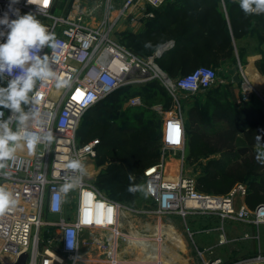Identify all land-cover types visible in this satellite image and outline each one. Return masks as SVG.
I'll return each mask as SVG.
<instances>
[{
	"label": "built area",
	"instance_id": "built-area-1",
	"mask_svg": "<svg viewBox=\"0 0 264 264\" xmlns=\"http://www.w3.org/2000/svg\"><path fill=\"white\" fill-rule=\"evenodd\" d=\"M165 0H105L101 5L87 6L85 0H69V8L61 10V0H19L13 4L21 15L32 13L52 32L59 42L54 69L67 81L57 87L49 80L38 86L39 96L34 105L33 117L28 127L42 136L51 134V140H42L34 149L24 146L16 153L14 161H8L0 174V188L13 194L15 203L0 215V262L14 264L26 253V264H62L68 260L77 264L85 235L105 233L102 240H92L87 250L106 253L108 264H121L117 259V242L123 236L122 223L126 216L138 210L106 198L86 175L85 166L92 161L99 146L98 139L79 144L77 131L82 117L97 103L126 86L157 82L171 100V109L164 112L161 127V148L176 158L177 164L162 159L146 168L144 192L155 204V210L146 211L158 216L175 215L183 220L192 217H216L222 223L218 245L226 243L223 226L228 223L259 227L264 225V204L250 208L244 202L247 188L235 184L229 193L213 196L196 188L194 177L186 169V130L184 116L176 109L185 96L204 93L218 85L214 68L199 66L190 73L171 78L157 64L167 46L147 57L136 55L114 37L119 21L126 13L144 2L152 7ZM224 1V0H221ZM238 2V0H231ZM11 0H0V18L7 13L9 19L16 16L9 10ZM116 5V8L114 6ZM0 31L7 29L0 25ZM5 37H0V43ZM51 55L45 47L41 55ZM211 76L205 80V75ZM6 86V82H0ZM243 102L257 96L264 105V94L243 75L239 80ZM139 97L128 99L129 106L141 105ZM4 118L11 113L0 109ZM163 114L161 108L157 109ZM15 128V125H13ZM178 128V133H177ZM84 165V175L67 168L70 160ZM175 172V173H174ZM75 176L73 187L66 194L60 191L66 179ZM45 217H53L55 229L52 250L42 245L41 229L49 223ZM243 240H258L259 235L245 233ZM211 249L199 252L200 264H264V252L258 251L234 261L225 262L211 256ZM207 255V256H205Z\"/></svg>",
	"mask_w": 264,
	"mask_h": 264
},
{
	"label": "rangeland",
	"instance_id": "rangeland-1",
	"mask_svg": "<svg viewBox=\"0 0 264 264\" xmlns=\"http://www.w3.org/2000/svg\"><path fill=\"white\" fill-rule=\"evenodd\" d=\"M104 1L85 0V3L89 7L94 4L100 6ZM237 4L239 3L231 0L219 1V6L222 8L224 5ZM144 7L152 6L145 4ZM60 8L62 11L67 10L69 0H61ZM245 21L247 28L244 29L242 33L244 38L239 43V48L242 50L239 60L233 61L230 68L228 65H221L218 68L206 65L217 72L218 87L214 89L215 92L185 96L181 107L176 111H180L184 116L191 133V136H188L186 169L194 177L198 191L208 195L223 196L229 193L235 184L240 183L250 189L244 202L255 204L264 202V189H261L264 188V163L257 160V146L264 145V126L254 125L251 128L234 131L226 122L217 123L212 118L213 107L208 102L210 100L219 104L225 102V96L222 97L221 94L225 93L222 89L224 86L239 89V84L233 82L232 76H237L241 80L244 75L256 87L258 93L264 94V14H255V17L247 18ZM116 31L115 39H117ZM134 90L118 92L110 99L101 101L94 113L89 112L81 119L78 127L82 141L98 139L94 134L100 129L104 131L105 142L100 144L95 158L85 166L86 175L93 183L97 184L101 176L136 159L139 190L132 199L129 200V196L116 193L110 194L101 189L105 196L139 211L137 214H130L129 219L122 223L123 236L117 242L118 261L121 264H166L163 258H168L169 253L177 256L171 261L175 264H200L199 252L205 249H211L213 252L211 256L219 257L225 262L250 256L258 251L264 252V225L256 228L241 224H225L223 228L226 243L218 245L222 223L216 217L202 216L183 220L175 215L158 216L154 213H146L155 210L156 207L144 192L143 170L149 165L158 163L164 156L169 163L177 164L176 158L168 152H163L160 144L164 112L172 107L167 94L159 87L154 88L151 82L134 86ZM132 96L139 97L142 104L129 106L128 99ZM253 97V104L258 109L264 110L260 99L254 95ZM159 108L162 109L163 114L157 111ZM110 129H113V132H109ZM152 141H158L159 146L143 154L137 153V146L148 145ZM259 150H264V147ZM216 161L220 163L218 167H214ZM211 172L215 174L214 177L210 176ZM238 173L241 176L237 177ZM258 184L259 186H256ZM255 194L258 195V202L253 199ZM44 222L49 225L40 230L42 245L54 250L57 248V244L52 241L55 236V229L51 225L54 218L45 217ZM131 231H136L138 236L147 242L146 249L140 246L133 247L127 243L124 235ZM170 233H174L184 242L183 252L177 249L168 237ZM245 233L253 235L257 233L259 239L243 240L241 236ZM104 237L103 232H95L91 236L85 235L83 239L85 242L82 241L80 248V261L77 264H108L106 253H99L94 246L91 247L94 250H87L86 241L102 240ZM157 240L161 245L157 250H153L152 243ZM165 246H168L167 249ZM161 248L167 251V253L163 252L164 257ZM62 264H71V262L66 259Z\"/></svg>",
	"mask_w": 264,
	"mask_h": 264
},
{
	"label": "clouds",
	"instance_id": "clouds-1",
	"mask_svg": "<svg viewBox=\"0 0 264 264\" xmlns=\"http://www.w3.org/2000/svg\"><path fill=\"white\" fill-rule=\"evenodd\" d=\"M18 2L19 0H11L9 6L16 19L10 20L7 13L0 18V25L7 29L6 32L0 31V37H5L4 42L0 43V82H6V86H0V109H8L11 113L4 118V112L0 111V174L4 176L8 173L2 170L6 168L8 161L16 159L18 150L24 146L34 149L42 140H51V134L42 136L28 127L39 96L38 86H43L49 80L55 81L57 87L67 84L54 69L59 50L55 35L35 14L21 15L18 9H13L12 5ZM238 2L245 15L264 14V0ZM45 47L51 50V55H41ZM210 76L211 73H207L205 80ZM257 147V160L264 163V150H259L264 145L258 144ZM67 168L84 175V165L79 160H70ZM75 180V176L66 179L60 191L66 194L73 187H78ZM136 190L129 188L131 192ZM14 203L13 194L0 188V215L6 213Z\"/></svg>",
	"mask_w": 264,
	"mask_h": 264
},
{
	"label": "trees",
	"instance_id": "trees-1",
	"mask_svg": "<svg viewBox=\"0 0 264 264\" xmlns=\"http://www.w3.org/2000/svg\"><path fill=\"white\" fill-rule=\"evenodd\" d=\"M219 1L220 0H177L174 4H169V3L164 4L160 6L161 10L157 12V19H159V24L156 23V25L152 26V23L148 22L142 35L137 36V37L127 36L125 40L124 39L119 40V43H121L122 45H124L126 48H129V49H133V48L146 49L148 44L152 43V38L162 35V36L171 37L174 40V42L179 45L181 40L190 39V38L186 39V36H188L191 33L192 26L197 24L196 17L200 16L199 17L200 20L198 23L201 25H205V27L203 28V31L200 34L199 33L198 34L200 36L205 37L206 39L208 38L209 40H212V43L218 42L221 38H223L222 42L224 45V38L225 36H227V30H226L227 24H226V20L222 16L223 15L221 11L222 7L219 6ZM236 3H239V2H236ZM226 6L227 7H225L224 5L223 8L225 7L226 13L228 15V18L231 24L232 36L235 39L244 37L242 33L244 32V29L247 28V23L245 20L253 16L255 17V14L245 15V13L240 9L239 4L226 5ZM163 19L165 21H163ZM211 19L214 20L213 23ZM211 23L214 25L212 28L209 26L211 25ZM199 35L198 37H200ZM212 43L208 41L206 42V45H205L206 51L210 52V54H213V58H211L210 56L207 59L208 60L212 59L213 62L216 64L217 58H215V53H213V49L210 45ZM239 51H240V54H239V57H240L242 50L239 48ZM230 52L231 53L233 52V48L231 46L229 47V53ZM157 64L168 76H170L171 78H174L172 76L171 71L166 70L163 64H160V60H157ZM206 65L211 66L208 63L204 65H200V66H206ZM190 72L191 71L185 72L181 76L186 75ZM151 83L154 88L158 89L159 87V89H161L157 82L152 81ZM132 89L133 91H135L134 86L122 87L119 90L112 93L111 95H109L108 97H106L105 99H103L102 101L110 99L112 96H114L118 92H123V91L130 92L129 90H132ZM207 92L211 94L212 92H215V91L213 89L212 90L210 89L206 91V93ZM208 102H209V105L213 107L212 108V118L218 121L219 120L225 121L228 124L229 128L234 131L239 130L240 128L241 129L251 128L254 125L264 126V110L247 107L246 104H244L239 110H230L228 109V107L222 106L223 104L219 105L218 102L211 101V100ZM99 103H97L94 107L88 110L87 113L89 112L94 113ZM109 132H113V129H110ZM190 134L191 133L189 131V128H187L186 129L187 138L188 136H191ZM94 136L98 137V140H99L98 148H99L100 144L102 142H105L104 141L105 140L104 131L100 129L94 134ZM77 140L79 144H84L92 139H87L85 141H82V139L79 136V132L77 131ZM160 144H161V139H160ZM157 146H159V142L152 141V143H149L148 145L141 144V146L139 147L137 146L136 150H137V153L143 154L145 152H148L149 150L154 149ZM219 164H220L219 161L214 162V167H218ZM152 165H149L146 168ZM143 172H142V180H143V187H144ZM136 174H137L136 159L134 158V160L131 161L129 164L125 166H121L115 170H111L110 172L101 176L97 184L93 182L92 183L102 194L103 192L101 191V189H104L110 194L116 193L121 196H129L128 199L130 200L135 194H137L139 190V180H138L139 176H137ZM214 175L215 174L213 172L210 173V176L214 177ZM239 176L241 175L238 173L237 177ZM245 186L247 188V195H246L247 197L249 195L250 189L247 185ZM256 186H259V184ZM130 187L136 188L137 190L135 192H131L129 191ZM261 189H264V188L262 187ZM105 197L111 201L123 203L121 201L109 198L107 196ZM253 199L254 201L259 200L258 195L255 194ZM246 204H248L250 208H254L255 206L259 204H264V202L262 201V203L258 202L255 204H249V203H246Z\"/></svg>",
	"mask_w": 264,
	"mask_h": 264
},
{
	"label": "crops",
	"instance_id": "crops-1",
	"mask_svg": "<svg viewBox=\"0 0 264 264\" xmlns=\"http://www.w3.org/2000/svg\"><path fill=\"white\" fill-rule=\"evenodd\" d=\"M177 0H165L161 5L157 7H144L145 3L140 2L136 5V7L130 9L126 15L119 21L117 25V40H121L127 37H137L142 35L144 32L146 25L148 22L152 23V26L159 24V19H157V12H159L160 6L164 4H174ZM219 10V9H218ZM222 16L226 20V30H227V36L224 38V45H223V38H221L218 42L212 43V40L206 39L203 36H200L199 34L203 31V28L205 25L199 24V17H196L197 24L193 25L191 28V33L186 36L187 40H181L179 45L174 42V40L171 37L168 36H157L155 38H152V43H149L146 49H139V48H133L131 49L136 55L140 57H147L150 54H153L156 50H158L161 47L167 46V49L165 50L163 56L158 59L160 60V64H163L164 68L166 70H170L172 73V76L174 78L180 77L183 73L192 71L196 67L200 65H204L206 63L210 64L213 67H220L221 65H228L230 68L231 65H233V61L239 60V43L243 40L244 37H241L239 39H235L232 36L231 32V24L228 18V15L226 13L225 7L221 9ZM220 11V12H221ZM163 21H165L163 19ZM194 21V20H193ZM213 23V19H211ZM211 23L209 25L211 28L214 26ZM199 33V34H198ZM198 35L200 37H198ZM197 36V37H195ZM210 42L212 44L211 47L213 49V53H215V58H217V63L215 64L213 60H208L207 58L211 56L213 58V54H210V52L206 51V42ZM230 42V43H229ZM233 48V52L229 53V47ZM232 76V80H233ZM234 82V81H233ZM236 83V82H234ZM239 84V82H238ZM218 85L214 88L217 89ZM211 89V90H212ZM222 89L225 90V93H221L222 97L225 96L222 106L228 107L230 110H239L244 104H246L247 107H252L255 109H258L256 105L253 104V98L251 97L250 101L243 102L241 100L240 96V90L237 88H229L227 86H224ZM229 90V91H228ZM206 93V92H204ZM220 105V104H219ZM215 120V119H214ZM217 123H222L225 121L222 120H215ZM185 130L188 128V125L186 123V120H184ZM188 147V138L186 136V143H185V149L187 151ZM157 250V248L155 249ZM163 257L164 254L162 253ZM153 256V253H152ZM175 256L171 255L168 256V258H163L166 261V264H175V262H171L175 260Z\"/></svg>",
	"mask_w": 264,
	"mask_h": 264
},
{
	"label": "bare ground",
	"instance_id": "bare-ground-1",
	"mask_svg": "<svg viewBox=\"0 0 264 264\" xmlns=\"http://www.w3.org/2000/svg\"><path fill=\"white\" fill-rule=\"evenodd\" d=\"M126 219H129V216H126ZM134 225V224H133ZM135 227V226H134ZM161 228H163V227H161ZM170 228V227H169ZM168 228V229H169ZM170 230H171V228H170ZM169 231V230H168ZM172 232H174L173 230H172ZM169 233V232H168ZM125 236V238L127 239V243L129 244V245H132L133 247H138V246H140L142 249H146L147 247H148V245H147V242H145L142 238H140L139 236H138V233L136 232V231H131V232H129L128 234H125L124 235ZM157 237H159V236H157ZM168 237L173 241V243H174V245L177 247V249H180L182 252L184 251V249H185V244H184V242L179 238V237H177V236H175L174 235V233H170L169 235H168ZM167 238V237H166ZM161 240V239H160ZM159 245H161L160 244V241H155L154 243H152V248H153V250H155L156 248L158 249V247H159ZM171 245H172V243H171ZM166 247V246H165ZM168 247V246H167ZM167 247H166V249H167ZM166 249L165 248H161V252L163 253H167V251H166ZM168 251H169V249H168ZM172 253V252H171ZM175 253V252H174ZM173 253V254H174ZM172 254H169L168 253V256H171ZM167 256V255H166ZM175 257H177V256H175Z\"/></svg>",
	"mask_w": 264,
	"mask_h": 264
},
{
	"label": "water",
	"instance_id": "water-1",
	"mask_svg": "<svg viewBox=\"0 0 264 264\" xmlns=\"http://www.w3.org/2000/svg\"><path fill=\"white\" fill-rule=\"evenodd\" d=\"M233 81L236 82V83H238L239 82L238 77L237 76H234L233 77ZM27 258H28V255L26 253H23V254H21L18 257L17 261L14 264H26ZM0 264H2V263L0 262Z\"/></svg>",
	"mask_w": 264,
	"mask_h": 264
},
{
	"label": "snow or ice",
	"instance_id": "snow-or-ice-1",
	"mask_svg": "<svg viewBox=\"0 0 264 264\" xmlns=\"http://www.w3.org/2000/svg\"><path fill=\"white\" fill-rule=\"evenodd\" d=\"M47 3H48V0H44V4H45V6L47 5ZM178 128H177V133H178Z\"/></svg>",
	"mask_w": 264,
	"mask_h": 264
}]
</instances>
